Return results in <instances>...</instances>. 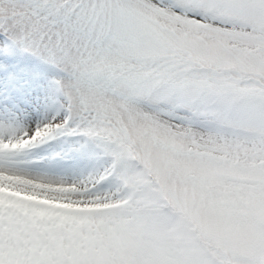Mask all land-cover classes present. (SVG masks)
<instances>
[{
	"label": "snow or ice",
	"instance_id": "obj_1",
	"mask_svg": "<svg viewBox=\"0 0 264 264\" xmlns=\"http://www.w3.org/2000/svg\"><path fill=\"white\" fill-rule=\"evenodd\" d=\"M0 33L56 71L29 128L0 84V264H264V0H0ZM59 137L97 165L34 170Z\"/></svg>",
	"mask_w": 264,
	"mask_h": 264
},
{
	"label": "rangeland",
	"instance_id": "obj_2",
	"mask_svg": "<svg viewBox=\"0 0 264 264\" xmlns=\"http://www.w3.org/2000/svg\"><path fill=\"white\" fill-rule=\"evenodd\" d=\"M2 34L0 33V49L6 43ZM55 76L56 71L52 66L30 53L19 48H12L8 52L0 50V84L6 88L11 82L19 104L17 115L25 128L33 127L45 117L53 115L45 101L48 84ZM78 149L76 138L59 137L35 149L28 159L34 161L31 164L34 170L65 175L71 179L86 174L98 163Z\"/></svg>",
	"mask_w": 264,
	"mask_h": 264
}]
</instances>
